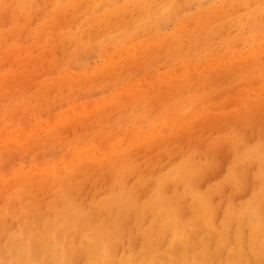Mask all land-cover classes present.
<instances>
[{
  "label": "rangeland",
  "instance_id": "1",
  "mask_svg": "<svg viewBox=\"0 0 264 264\" xmlns=\"http://www.w3.org/2000/svg\"><path fill=\"white\" fill-rule=\"evenodd\" d=\"M262 44L264 0H0V264H85L94 226L110 238L103 264H166L175 244L185 264L252 256L264 239L252 234L264 221V111L238 101L264 92L252 88L264 59L237 64ZM140 91L146 100L121 104ZM189 125L196 134H175ZM65 202L86 219L54 244ZM132 240L144 259L125 257Z\"/></svg>",
  "mask_w": 264,
  "mask_h": 264
},
{
  "label": "bare ground",
  "instance_id": "2",
  "mask_svg": "<svg viewBox=\"0 0 264 264\" xmlns=\"http://www.w3.org/2000/svg\"><path fill=\"white\" fill-rule=\"evenodd\" d=\"M55 1V0H54ZM77 1V0H76ZM225 2V1H224ZM19 3V2H18ZM87 4V3H86ZM82 5V4H81ZM150 5V4H149ZM253 5V4H252ZM90 7V6H89ZM61 8V7H60ZM160 8V7H159ZM260 8V7H259ZM166 10V9H165ZM258 10V9H257ZM88 11V10H87ZM153 11V10H152ZM150 12V11H149ZM73 13V12H72ZM155 13V12H154ZM199 14V13H198ZM235 14V13H234ZM114 15V14H113ZM246 15V14H245ZM55 17V16H54ZM60 17V16H59ZM99 17V16H98ZM100 18V17H99ZM113 18V17H112ZM51 20V19H50ZM54 20V19H53ZM90 20V19H89ZM219 21V20H218ZM51 22V21H50ZM90 22V21H89ZM184 24V23H183ZM190 24H191V22H190ZM126 26V25H125ZM185 26V25H184ZM82 27V26H81ZM99 27V26H98ZM195 27V26H194ZM116 28V27H115ZM113 29V28H112ZM205 30V29H204ZM111 31V30H110ZM200 31V30H199ZM206 31V30H205ZM106 32V31H105ZM109 33V32H108ZM194 34V33H193ZM186 35V34H185ZM200 36V35H199ZM82 38V37H81ZM173 40V39H172ZM145 43V42H144ZM191 43V42H190ZM56 45V44H55ZM139 46V45H138ZM259 47L258 48H260V45H258ZM51 47V46H50ZM186 47V46H185ZM256 47V49H257V46H255ZM254 47V48H255ZM262 47H264V44H262ZM132 51V50H131ZM247 51H249V49H247ZM253 51H255L256 53H254L253 54V56H255V57H253V58H251V56H250V58L251 59H249V60H246V61H244V62H240L239 61V63L237 64V67H238V69H240V72H241V70L244 68V69H246V67H252V68H256V66L260 63V59H264V58H261L262 56H264V51H262L261 52V50L260 51H258V49H257V51L256 50H253ZM140 53V52H139ZM237 54V53H236ZM113 55V54H112ZM250 55V54H249ZM111 56V55H110ZM119 57V56H118ZM221 57V56H220ZM236 57H238V56H236ZM164 58V57H163ZM229 58V57H228ZM157 59V58H156ZM227 59V58H226ZM233 59V58H232ZM237 59H239V58H237ZM246 59V58H245ZM153 60V59H152ZM160 60V59H159ZM244 60V59H243ZM242 60V61H243ZM113 61V60H112ZM151 61V60H150ZM262 61H264V60H262ZM128 62V61H127ZM200 62V61H199ZM107 63V62H106ZM127 64V63H126ZM142 64V63H141ZM208 64V63H207ZM206 64V65H207ZM215 64V63H214ZM261 64H264V63H261ZM209 65V64H208ZM250 65V66H249ZM260 65V64H259ZM258 65V66H259ZM210 66H212V65H210ZM209 66V67H210ZM123 67V66H122ZM202 67V66H201ZM261 68H264V66H260ZM130 68V67H129ZM248 68V69H249ZM191 69V68H190ZM195 69V68H194ZM209 69V68H208ZM235 68H233L232 70H234ZM237 69V70H238ZM173 70V69H172ZM171 70V71H172ZM191 70H193V69H191ZM224 70V69H223ZM116 71V70H115ZM190 71V70H189ZM188 71V72H189ZM194 71H196V70H194ZM204 71V70H203ZM228 71H230V70H228ZM234 71H236V70H234ZM247 71V70H246ZM255 71V70H254ZM253 71V72H254ZM126 72V71H125ZM184 72V71H183ZM200 72V71H199ZM237 72V76L240 74V73H238L239 71H236ZM243 72V71H242ZM241 72V73H242ZM245 72V71H244ZM252 72V71H251ZM172 73V72H171ZM184 73H187V72H184ZM191 73V72H190ZM193 73V72H192ZM213 74H210V77L209 78H214V77H218V76H220V75H222V70H221V68H218V69H216V70H214V72H212ZM249 73V72H248ZM116 74V73H115ZM174 74V73H173ZM181 74V73H180ZM195 74V73H194ZM226 74V73H225ZM250 74H252V73H250ZM105 75V74H104ZM216 75H218V76H216ZM112 76V75H111ZM116 76V75H115ZM119 76V75H118ZM235 77H237L236 76V74L234 75ZM233 76V77H234ZM109 77V76H108ZM148 77V76H147ZM174 77V76H173ZM172 77V78H173ZM234 77V78H235ZM262 77H264V76H262ZM260 78H261V76H260ZM156 79H158V78H156ZM162 79V78H161ZM218 79V78H217ZM233 79V78H232ZM249 78H247V80H248ZM259 79V78H258ZM142 80H143V78H142ZM231 80V79H230ZM246 80V81H247ZM251 81V80H250ZM259 81V80H258ZM149 82V81H148ZM156 82V81H155ZM216 82H217V80H216ZM249 82V81H248ZM33 83H34V81H33ZM142 83H143V81H142ZM255 83H258V82H255ZM128 84V83H127ZM137 84V83H136ZM133 85H134V83H133ZM140 85V84H139ZM239 85V84H238ZM45 87V86H44ZM137 87V86H136ZM234 87V86H233ZM233 87H231V89L233 88ZM238 88L240 87H242L241 89H243V85L241 86H237ZM128 88V87H127ZM161 88V87H160ZM252 88H253V90L254 91H259L260 92V90L261 89H264V79H262L261 81H259V83L257 84V85H255V86H252ZM136 89V88H135ZM178 89V88H177ZM176 89V90H177ZM235 89V88H234ZM224 90V89H223ZM244 90V89H243ZM243 90H241V91H243ZM247 90V89H246ZM246 90H244V91H246ZM55 91V90H54ZM225 91H227V90H225ZM237 91V90H236ZM164 92V91H163ZM169 92V91H168ZM228 93H229V91H227ZM231 92V91H230ZM239 92V91H238ZM247 92H249V91H247ZM165 93V92H164ZM249 93H251V92H249ZM248 93V94H249ZM255 93V92H254ZM258 93V92H257ZM222 94H224L225 95V93L223 92H221V93H218L217 95H214V94H210V95H208L209 97L208 98H211L213 95L214 96H221ZM235 94V93H234ZM237 95H238V93H236ZM243 95H245L244 93L242 94V96ZM110 96V95H109ZM112 96V95H111ZM227 96V95H226ZM240 97H241V95H239ZM248 96V95H247ZM233 97V96H232ZM238 97V96H237ZM145 98H148V96H147V93L146 92H143V91H140V93H138V94H136V96H133L132 98H130L129 99V101L128 100H124V99H122V103L121 102H119V103H121L122 105L123 104H127L128 105V103H136L137 101H139V102H141L142 100H144ZM208 98H206V99H208ZM213 98H215V97H213ZM220 98V97H219ZM233 98H235V97H233ZM253 100H251L250 99V101L249 100H247V99H241L240 101H238V102H241V106H242V112H244V114H247V112H249V111H251V112H255L256 113V111H264V92H260V94L259 95H257V96H253ZM165 99V98H164ZM141 100V101H140ZM146 100V99H145ZM219 101V100H218ZM139 102H137V103H139ZM143 102V101H142ZM136 103V104H137ZM120 104V105H121ZM151 104H153V103H151ZM217 104V103H216ZM221 104H222V102H221ZM235 104L237 105V104H239V103H237V102H235ZM121 105V106H122ZM134 105V104H133ZM155 105V104H154ZM217 105H219V106H217V109H219V111H220V109H221V111H222V108L224 107V106H222V105H220V104H217ZM227 105V104H226ZM225 105V106H226ZM235 105V106H236ZM124 106V105H123ZM209 106H210V104H209ZM238 106V105H237ZM159 107V106H158ZM205 108V107H204ZM211 108H213V107H211ZM216 108V107H215ZM214 108V109H215ZM154 109H156V108H154ZM206 109V108H205ZM224 109V108H223ZM201 110V109H200ZM199 110V111H200ZM212 110V109H211ZM237 110V109H236ZM235 110V111H236ZM157 111V110H156ZM224 111L225 110H223V113H224ZM227 111H228V109H227ZM82 112V111H81ZM155 112V111H154ZM209 112H210V110H209ZM241 111H240V109H239V112L237 113V114H241L242 113ZM63 113V112H62ZM70 114H71V112H69ZM205 113V112H204ZM236 113V112H235ZM118 114V113H117ZM177 114V113H176ZM199 114V113H198ZM249 114H251V113H249ZM257 114V113H256ZM64 115H66V114H64ZM151 115V114H150ZM231 115V114H230ZM258 115V114H257ZM73 116H74V114H73ZM200 116H201V114H200ZM222 117H224V116H222ZM237 117V116H236ZM256 117V116H255ZM254 117V118H255ZM204 118V117H203ZM238 118H242V117H238ZM237 118V119H238ZM253 118V119H254ZM222 119V118H221ZM220 119V120H221ZM224 119V118H223ZM228 119H229V115H228ZM231 119H232V121L233 120H235L234 121V123H232V121H231ZM252 119V120H253ZM57 120V119H56ZM86 120V119H85ZM204 120V119H203ZM202 120V121H203ZM218 120V119H217ZM216 120V121H217ZM220 120H219V122H220ZM230 121H231V123L233 124V126H234V128H235V125H237L236 123H237V121L239 120H236L235 119V116H234V118H232V117H230V119H229ZM208 121V120H207ZM223 121V120H222ZM221 121V122H222ZM209 122H212V121H209ZM219 122H218V124H219ZM229 122V121H228ZM243 122H245V121H243ZM206 122H202V123H200V124H198V127H200L201 128V126H203L204 127V124H205ZM226 123V122H225ZM241 123V121L240 122H238V125H237V127L239 126V124ZM250 123V122H249ZM249 123L247 124L248 126H249ZM169 124V123H168ZM230 124V123H229ZM242 124H245V123H242ZM194 125V124H193ZM196 125V124H195ZM250 125H251V123H250ZM258 125V124H257ZM47 126V125H46ZM82 126V125H81ZM208 126H210V125H208ZM214 126V125H213ZM230 126H232L231 124H230ZM229 126V127H230ZM248 126H246L247 127V129H248ZM189 127V128H188ZM187 128H181V130H178L177 132H175V134L176 135H178V134H181V133H185V134H189V133H191V134H196L195 132L194 133H192V132H189L190 131V127H192V126H188ZM196 127H197V125H196ZM202 127V128H203ZM222 127V126H221ZM224 127H225V125H224ZM227 127H228V125H227ZM254 127V126H253ZM23 128V127H22ZM32 128V127H31ZM70 128V127H69ZM195 128V127H194ZM202 128H201V130H202ZM213 128V127H212ZM219 128V127H218ZM234 128H232V129H234ZM255 128V127H254ZM35 129V128H34ZM61 129V128H60ZM197 128H195V130H196ZM205 129V128H204ZM207 129V128H206ZM222 129V128H221ZM229 129V128H228ZM227 128H226V130H228ZM235 129H237V128H235ZM69 130V129H68ZM158 130V129H157ZM191 130H193V129H191ZM210 130V129H209ZM212 130V129H211ZM223 130H224V128H223ZM225 130V131H226ZM25 131V130H24ZM176 131V130H175ZM216 131V130H215ZM218 131V130H217ZM239 131V130H238ZM237 131V132H238ZM240 131H241V129H240ZM245 131H247V130H245ZM250 130H248V132H249ZM141 132V131H140ZM196 132H199V131H196ZM219 132V131H218ZM248 132L246 133V135L248 134ZM229 133V132H228ZM257 133V132H256ZM147 134V133H146ZM155 134V133H154ZM153 134V135H154ZM157 134V133H156ZM190 134V135H191ZM206 134V133H205ZM239 134V132L237 133V135ZM242 134H243V132H242ZM141 135V134H140ZM139 135V136H140ZM190 135H188V136H190ZM15 136V135H14ZM192 136V135H191ZM190 136V137H191ZM177 136H175L174 138H176ZM186 137V136H185ZM184 137V138H185ZM187 138V137H186ZM185 138V139H186ZM135 139V138H134ZM137 139V138H136ZM178 139V138H177ZM184 140V139H183ZM186 141V140H185ZM123 142V141H122ZM129 142H131V141H129ZM129 142H128V144H129ZM173 142V141H172ZM117 143V142H116ZM181 143H182V141H181ZM126 144H127V141H126ZM165 144V143H164ZM204 144V143H203ZM125 145V144H124ZM116 146H118V145H116ZM126 146V145H125ZM135 146V145H134ZM203 146V145H202ZM136 147V146H135ZM137 147H139V146H137ZM136 147V148H137ZM201 147V146H200ZM110 148V147H109ZM119 148H120V145H119ZM144 148V147H143ZM177 148V147H176ZM186 148V147H185ZM206 148V147H205ZM209 148H210V146H209ZM101 149V148H100ZM113 149V148H112ZM134 149V148H133ZM138 149V148H137ZM157 149V148H156ZM202 149V148H201ZM207 149V148H206ZM102 150V149H101ZM104 150V149H103ZM115 150V149H114ZM143 150H145V149H143ZM183 150V149H182ZM204 150V149H203ZM213 150V149H212ZM214 150H216L215 148H214ZM100 151V150H99ZM109 151H111V150H109ZM129 151V150H128ZM133 151V150H132ZM134 151H137V150H135L134 149ZM146 151V150H145ZM208 151V150H207ZM206 151V152H207ZM87 152V151H86ZM96 152H98V151H96ZM127 152V151H126ZM138 152V151H137ZM210 151H208V153H209ZM221 152V151H220ZM99 153V152H98ZM123 153V152H122ZM125 153V152H124ZM127 153H129V152H127ZM136 153V152H135ZM207 153V154H208ZM213 153V152H212ZM211 153V154H212ZM224 153V152H223ZM97 154V153H96ZM99 154H101V153H99ZM98 154V155H99ZM113 154V153H112ZM118 154V153H117ZM219 154V153H218ZM217 154V155H218ZM222 154V153H221ZM220 154V155H221ZM229 153H227L225 156H227ZM91 155V154H90ZM102 155V154H101ZM205 155H206V153H205ZM210 155V154H209ZM208 155V156H209ZM230 155V154H229ZM83 156V155H82ZM95 156V155H94ZM120 156H122V158L123 159H126L127 158V155L125 154V155H121L120 154ZM221 156H223V155H221ZM85 157V156H84ZM88 157V156H87ZM98 157V156H97ZM224 157V156H223ZM217 158V157H216ZM119 159V158H118ZM112 160H114V159H112ZM120 160V159H119ZM59 161V160H58ZM122 161V160H121ZM171 162V161H170ZM59 163V162H58ZM92 164V163H91ZM238 164V163H237ZM85 166L87 165L86 163L84 164ZM83 165V166H84ZM167 165V164H166ZM79 166H81V165H79ZM239 166V165H238ZM34 167V166H33ZM77 167V166H76ZM233 167H235V166H233ZM73 168H75V167H73ZM78 168H80V167H78ZM83 168V167H82ZM87 168V167H86ZM106 168V167H105ZM81 169V168H80ZM91 169V168H90ZM72 170V169H71ZM79 170V169H78ZM80 171H82V169L80 170ZM73 172H75V170L73 171ZM208 174V173H207ZM237 174H238V172H237ZM94 175V174H93ZM68 178L70 179L71 177H69L68 176ZM67 177H61V178H59L60 180H62V185H65V186H67L69 189H70V187H69V185L71 184V180L72 179H68ZM210 178V177H209ZM243 183V182H242ZM200 184V183H199ZM249 184V183H248ZM65 186H63V187H65ZM197 186H199V185H197ZM92 188V187H91ZM144 189V188H143ZM253 190H254V187H253ZM139 193V192H138ZM144 193V192H143ZM146 193V192H145ZM167 193V192H166ZM206 193V192H205ZM254 193V192H253ZM208 196V195H207ZM211 197V196H210ZM240 198V197H239ZM214 199V198H213ZM236 199V198H235ZM193 202V201H192ZM196 204V203H195ZM187 205V204H186ZM193 205V204H192ZM184 206V205H183ZM64 208L63 209H61V210H58L59 212V214L56 216V217H54V219H52L53 221L51 222L52 224H50L49 225V227H48V229H50V228H57V230H58V232H56V233H54L53 234V236H52V241H54L53 243L55 244L56 242H57V236L59 237V238H68V239H70L69 237V235L67 234V233H65L64 232V230H63V226L65 225V224H73L75 227H81L82 226V224L84 223V221H85V219H86V212H85V210H83L82 209V207H79V206H77V205H75V204H73L72 202H65V204H64V206H63ZM188 207V206H187ZM236 207V206H235ZM186 208V207H185ZM217 208V207H216ZM228 210V209H227ZM189 211V210H188ZM187 211V212H188ZM262 212H264V211H262ZM55 213V212H54ZM130 213V212H129ZM185 213V212H184ZM185 214H187V213H185ZM129 215V214H128ZM131 215V214H130ZM149 215V214H148ZM147 215V216H148ZM186 216V215H185ZM189 216V215H188ZM129 217V216H128ZM130 218H132V217H130ZM192 218V217H191ZM191 218H189V219H191ZM118 220V219H117ZM185 222V221H184ZM127 223V222H126ZM231 228V227H230ZM252 228H254L253 230L254 231H252V234H255V235H258V234H262V233H264V221H262V220H258L257 218H256V220H254L253 221V223H252ZM127 229V228H126ZM130 229V228H129ZM132 229V228H131ZM195 230V229H194ZM230 230V229H229ZM130 231V230H129ZM190 231V230H189ZM188 231V232H189ZM166 232V231H165ZM195 232H197V233H199L198 232V230L197 231H195ZM231 232V231H230ZM234 232V231H233ZM77 233V232H76ZM191 233V232H190ZM196 233V234H197ZM56 234H57V236H56ZM167 235V234H166ZM188 235V234H187ZM63 236V237H62ZM197 236V235H196ZM90 237H91V240H92V243H91V246H90V252H89V257H88V261H85V264H96V263H105V261L106 260H108V257H109V250H108V246H110V238H109V236L108 235H105V232L104 231H102V229H101V227H97V226H94V227H91L90 228ZM193 237V236H192ZM138 238V237H137ZM190 238V237H189ZM188 238V239H189ZM214 238V237H213ZM230 238H231V236H230ZM253 238V237H252ZM133 239V238H132ZM194 239V238H193ZM138 240V239H137ZM140 240V239H139ZM242 241V240H241ZM243 242V241H242ZM197 243V242H196ZM53 244V245H54ZM115 244V243H114ZM136 244H137V242H134V240H132V241H130V243H129V248H131L130 250H129V252L125 255V257L126 256H128V255H130L131 257H132V259H129V258H127V260L128 261H132V262H134V261H136V260H138V259H144V255H143V253L142 252H138V253H134V251H133V249H132V247L134 246H136ZM198 244V243H197ZM210 245V244H209ZM66 246V245H65ZM64 246V247H65ZM162 246H163V244H162ZM169 246H171V245H169ZM198 246V245H197ZM133 247V248H134ZM142 247V246H141ZM197 248V247H196ZM248 248H250V247H248ZM38 249V248H37ZM123 249V252L125 251L124 250V248H122ZM188 249H189V247H188ZM194 249H195V247H194ZM192 250V249H191ZM251 250H252V256H250V257H248L247 255H245V254H242V253H237L238 254V256L240 257V258H234V256L233 257H230V259H229V255L230 254H227L228 256H227V258H228V262L227 263H221V264H264V239H262V237L261 238H255V240H254V242H253V244H252V247H251ZM38 251V250H37ZM76 251V250H75ZM119 251V250H118ZM167 251H169V250H167ZM181 251V250H180ZM179 251V247L175 244L173 247H172V249H170V253L169 254H167L165 257H164V259H162L163 261H165V263L166 264H185V263H182V261L184 260V256L182 255V252H180ZM189 252V251H188ZM112 253V252H111ZM40 254V253H39ZM82 254V253H81ZM197 254V253H196ZM195 255V254H194ZM249 255V254H248ZM46 256V255H45ZM82 256H84V254L82 255ZM151 256V253L149 252L148 253V256H146L145 257V259H149L148 261L149 262H153V257H151V258H149ZM222 255H220V257H221ZM7 257V256H6ZM161 257H163V256H161ZM198 257V256H197ZM211 257V256H210ZM219 257V258H220ZM5 258V257H4ZM4 258H3V260H4ZM199 258V257H198ZM44 258H42V260H43ZM197 259V258H196ZM1 260V259H0ZM227 260V259H226ZM115 261V260H114ZM114 261H108L107 263L108 264H116ZM204 261V260H203ZM206 261H207V259H206ZM74 262H75V260H74ZM78 262V261H77ZM80 262H81V260H80ZM121 262V261H120ZM41 263V262H40ZM39 263V264H40ZM79 263V262H78ZM27 264V263H26ZM138 264V263H137ZM140 264V263H139ZM214 264V263H213Z\"/></svg>",
  "mask_w": 264,
  "mask_h": 264
}]
</instances>
